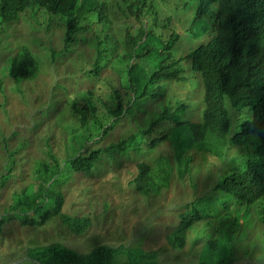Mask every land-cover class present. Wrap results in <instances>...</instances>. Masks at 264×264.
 Returning <instances> with one entry per match:
<instances>
[{
    "label": "trees",
    "instance_id": "16d2710c",
    "mask_svg": "<svg viewBox=\"0 0 264 264\" xmlns=\"http://www.w3.org/2000/svg\"><path fill=\"white\" fill-rule=\"evenodd\" d=\"M147 8L143 0H0V35L23 19L39 32L38 39L49 42L52 62L69 59L77 73L72 80L90 81L89 87L76 85L73 90L56 84L62 95L51 90L43 111L69 114L72 123L66 133L75 150L69 153L64 146L56 153L49 144L50 130L38 134L47 158L35 160L34 180L11 193L7 216H0V235L9 213L24 217L23 225L42 226L56 219L74 235L84 234L91 219L63 211L60 186L73 173L91 171L102 156L136 159L128 184L137 196L150 200L173 181L192 178L196 152L211 159L215 178L202 198L176 210L175 222L166 226L167 244L182 249L193 230L203 240L197 264H227L233 239L245 230L239 223L241 210L244 215L253 210L264 226V0H196L192 36L204 34L205 42L173 58L169 51L175 35L159 51L148 44L151 29L139 42L141 20L147 16L154 21L151 12H144ZM59 25L57 46L47 34ZM81 41L91 46L92 56L70 55ZM39 64L26 44L19 46L6 68L12 88L21 94V83L37 77ZM190 84L200 95L196 107L190 104ZM2 85L0 78L4 96ZM230 111L241 118H231ZM58 117L55 125L62 123ZM15 135L12 131L9 137ZM6 137L0 130L6 152L1 167L11 165L0 172V189L10 178L5 172L11 173L15 152L26 143L22 140L9 151ZM59 138L67 143L65 134ZM27 255L35 264H113L120 257H125L122 264H159L156 251L122 243L95 244L80 253L51 242L29 247Z\"/></svg>",
    "mask_w": 264,
    "mask_h": 264
},
{
    "label": "rangeland",
    "instance_id": "374dc122",
    "mask_svg": "<svg viewBox=\"0 0 264 264\" xmlns=\"http://www.w3.org/2000/svg\"><path fill=\"white\" fill-rule=\"evenodd\" d=\"M108 1L116 2L117 0ZM143 1L148 6L144 12L152 14L160 10L156 21L154 20L157 23L154 26H151V20L144 16L147 21L146 33L148 29L153 31V35L147 37L148 44L154 49L159 51L162 48L170 32H182L179 41L175 43L177 47L172 49L171 56L173 57L181 53L186 54L188 49L191 51L205 42L204 34L198 37L192 36V31L195 29L191 24V18L195 11L196 0ZM109 11L116 14L111 8ZM118 18V16L114 17L113 22H116ZM131 20L129 18L126 21ZM145 20H142V24H146ZM52 29L54 34L49 35L50 32H48L47 36L55 40V45L59 46L62 27L59 25ZM38 34L37 31H31L23 19H20L6 29L3 35H0V78L5 96L4 98L0 91V130L8 136L6 143L9 151H13L20 141L26 142L15 152L14 158L17 162L14 161L15 165L12 166L11 173L5 172V177L10 178L0 189V216H7L11 193L20 190L34 180L32 169L35 160L40 158L46 160L47 158L44 153L45 148L39 142V133L46 135L45 128L50 130L48 132L52 133L53 137L49 144L56 153H61L64 146L67 151L70 150L69 153L75 150L70 139H67L69 134L66 133V129L69 130L67 126L70 122L72 123L69 114L65 112L60 115L55 111L47 114L43 111L47 109L51 90H56L57 94L62 95L63 91L59 89L60 87H55L58 83L71 90L76 85L80 88L90 86L89 80L83 84L72 80L77 73L69 59L52 62L46 48L49 42H45V38L38 39ZM152 36L155 37L152 38ZM25 44L30 51H33L34 56L39 58L40 72L33 81L21 83L22 93L20 94L12 88L13 83L6 77V68L9 58L19 46ZM78 47L89 56L93 55L88 43H81ZM83 51H74L70 55L80 54ZM130 61L132 62L133 59ZM191 86L194 84L189 85L190 95L193 97L190 98V104L196 107L200 95L196 96L197 92ZM186 87H184L185 92ZM181 94L184 93L181 92ZM227 105L229 106L225 102L228 108ZM55 116H59L57 120H62V123L55 125ZM60 116H64L65 121ZM198 119L197 115L193 120ZM39 121L42 124L37 127L36 124ZM50 124H52L51 128ZM12 131H15L16 135L9 137ZM64 134L67 143L62 142L61 138L58 139ZM116 137L115 134L112 139ZM163 151L166 152L165 149ZM5 157L6 152L2 149L0 141V172H4V169L8 171L11 167L10 164L4 165V169L1 167ZM135 160L124 155H115L112 159L102 156L91 171L73 173L69 180L61 184L60 190L64 195L63 211L70 215H87L91 219V227L82 235H74L56 219L49 220L42 226H29L21 224L24 217L18 218L16 214L9 213L1 227L0 264H35L28 260L27 249L51 242L62 243L80 253L89 251L95 244L116 247L122 243L147 251H156L159 264H197V251L203 242L201 233L196 237V233L190 230L184 247L178 250L167 244L165 231L170 222H175V212L180 206L195 198H202L212 187L215 175L211 159L196 152L191 161L192 178L173 181L167 189H163L160 194L151 197L150 200L137 196L128 184V180L134 173ZM248 210L249 214L246 215L241 210L238 217L240 225L245 230H241L233 239L231 261L227 264H264V250L262 249L264 226L253 210ZM194 238L195 242H193ZM124 260L125 257H120L113 264H122Z\"/></svg>",
    "mask_w": 264,
    "mask_h": 264
},
{
    "label": "clouds",
    "instance_id": "9594fccd",
    "mask_svg": "<svg viewBox=\"0 0 264 264\" xmlns=\"http://www.w3.org/2000/svg\"><path fill=\"white\" fill-rule=\"evenodd\" d=\"M160 11V10H159ZM159 11H155L154 13H152L151 14V17L156 21V19H157V17H158V13H159ZM146 18L144 17L142 20H145ZM142 20H141V22H140V24L139 25H141L143 28H144V30H145V28L147 27V21L145 20V22H146V24H142ZM191 20H192V18H191ZM186 25V24H185ZM157 28H158V26H156ZM162 27H164L165 28V26H162ZM166 29V28H165ZM168 30V29H167ZM186 30V29H185ZM162 34V33H161ZM181 34H182V32L181 33H175V34H173V35H175V36H177V39H176V41L173 43V46H172V48L170 49V54L172 53V49L173 48H175V47H177V45L175 44L176 42H178L179 41V38H180V36H181ZM85 35V34H84ZM163 36V35H162ZM164 37V36H163ZM169 37L170 36H168L167 38H165V42H164V45H165V43L167 42V39H169ZM145 39H140L139 40V42H143ZM81 43H85L84 41H81V42H79L78 44H77V46H79ZM92 51V49L90 50V52ZM181 54H183V53H181ZM180 54H178V56H179ZM171 58H173V56H170ZM177 57V56H176Z\"/></svg>",
    "mask_w": 264,
    "mask_h": 264
},
{
    "label": "bare ground",
    "instance_id": "6f19581e",
    "mask_svg": "<svg viewBox=\"0 0 264 264\" xmlns=\"http://www.w3.org/2000/svg\"><path fill=\"white\" fill-rule=\"evenodd\" d=\"M158 15H159V13H158ZM156 24H157V23H156L155 21H151V22H150V25H151V26H154V25H156ZM173 33H174V32H170V33L168 34V36L172 35ZM174 34H175V33H174ZM168 36H167V37H168ZM146 37H147L146 30H144V32H143V39H146ZM262 49H263V51H264V46H263ZM73 51L80 52V51H83V50H81V49L77 46ZM83 53L86 54L85 51H83ZM253 70H254V69H253ZM229 115L231 116V118H241L240 114H238L237 112L232 113V112L230 111Z\"/></svg>",
    "mask_w": 264,
    "mask_h": 264
}]
</instances>
